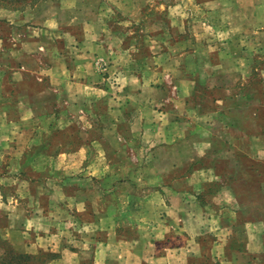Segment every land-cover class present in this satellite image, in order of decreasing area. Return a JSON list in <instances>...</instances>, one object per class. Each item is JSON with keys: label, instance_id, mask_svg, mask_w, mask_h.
<instances>
[{"label": "crops", "instance_id": "1", "mask_svg": "<svg viewBox=\"0 0 264 264\" xmlns=\"http://www.w3.org/2000/svg\"><path fill=\"white\" fill-rule=\"evenodd\" d=\"M240 2L239 21L214 31L222 33L221 45L216 46L213 33V47H191L184 53L166 47L154 55H159L155 60L160 72L153 81L152 50L143 45L142 52L136 51L134 38L119 30L124 23L106 10L125 12L136 6L135 0H0V235L27 254H56L48 264H83L81 252L63 243L78 233L84 248L92 247L90 264H264V218L242 219L243 209L232 203L237 197H231V182L198 179L193 168L185 179H136L132 189L120 192L119 179L81 173L98 168L93 155H106L104 137L127 141L138 123L143 125L137 135L171 140L157 145L163 153L160 167L177 172L206 154H200L197 141L184 143L200 134L205 127L200 121L210 120L206 128L220 144L217 155L230 151V133L247 131L235 126L236 119L261 120L257 112L232 111L229 90L244 86L247 73L264 71L258 62L264 59V1ZM213 17L211 13L212 32ZM204 72L208 82L211 78L227 91L222 99H211L214 110L198 112L189 107L188 97L199 86L197 79L206 80ZM203 113L207 115L201 119ZM152 120H163L159 133L152 131ZM71 128L80 144L77 149L70 139L56 147L57 133ZM254 140V147L246 140L241 149L247 156L264 150L257 145L263 142ZM117 148L112 144L110 151ZM153 148L145 145L143 150ZM188 148L194 155L185 154ZM41 151L49 153L46 158ZM43 166L51 170L48 181L55 179L56 170L69 174L70 180L63 186L58 181L52 194L57 203L69 199L91 209L92 231L85 229L80 213L38 202ZM152 166L159 164L153 159L147 168ZM25 167L31 169L26 177ZM77 169L79 179H72ZM212 181L218 185L217 196L205 203L198 189ZM100 200L110 205L101 203L100 209ZM171 238L182 242L174 244Z\"/></svg>", "mask_w": 264, "mask_h": 264}, {"label": "rangeland", "instance_id": "2", "mask_svg": "<svg viewBox=\"0 0 264 264\" xmlns=\"http://www.w3.org/2000/svg\"><path fill=\"white\" fill-rule=\"evenodd\" d=\"M240 1L246 2L247 0H135L134 5L136 6L133 9L130 8V10H128L129 8L126 9L125 12L119 9L115 11L111 8L106 10L113 16L114 21L124 23L122 24L123 26H120L119 30L123 33H128L129 39L131 37L134 38L136 51H139L140 49V52H142L143 45L152 50L151 63L153 68L155 65V68L152 70L154 75L153 81H155V79L157 80V75L160 72L157 71V69H159L157 67L159 66L156 65L157 60H155V58H158L159 55L154 58L156 53L161 51L163 52L166 47L170 46L175 51L178 49V51L183 53L190 51L191 47H199L201 49L207 46L213 47L215 46L213 45L214 36L217 37L215 40L216 46L217 44L218 46L221 45L222 33L218 34L214 31H223L225 25H235L237 21H239L241 18L239 4H243ZM249 1L258 2L259 0H248V2ZM208 7H212L213 9ZM211 13L214 16L213 19L216 23L213 32L212 30H209L212 27L211 21H209V15ZM213 33H215L214 36ZM180 37L182 38L179 39ZM258 62H260V66H262L261 63L264 66L263 58L258 59ZM202 76L206 77L207 73L204 72ZM247 76L249 80L244 86L235 88L234 90H229L233 101L232 111L234 110L238 114L240 108H242V111H245V113L251 111L254 113L257 112L259 114L258 117L261 118L262 116V118L261 120L250 119L247 121L246 119L239 120V118H235V124H238L235 126H239L241 124L242 127L246 128L244 130L247 131H243L244 134H242L239 130H236V134L230 133V135H228L229 139L232 141L230 151L224 153L218 152L217 155H213L215 154V150L221 149L220 144L214 143L215 138L210 136V133L206 128V123H209L210 120L200 121L202 126L205 125V127L200 128V134H194V136L190 135L187 141L186 138L184 139V143L187 145L188 142L195 140V142H197L194 144L200 147V154L204 155V152H206V154L203 157L200 156L201 158L194 160L193 166H185L175 172L176 170L174 171L173 169L171 170L169 168L160 167L161 163L163 165V160H159V158L163 155V153H161L162 149H160L161 151L159 152V146H157L159 143L166 145L171 142V140L168 139L169 141H167V139H165L166 137L154 136V134L153 138H150L149 135L146 137H143L141 134L140 136L137 135V133L140 132L139 127H142L143 125L138 123V125L135 124L136 133L133 135L130 133V136L127 137V141L121 137H113L112 140L109 136L107 138L104 137L107 143H104V145L100 144L105 147L108 146L109 150H105L106 155L104 154L105 156L103 158L97 159V156L93 155V161H96L94 165H98V168L93 169V166H91L92 168H86L81 173H85L88 177H91L90 175L96 173L97 175H102V179L106 181L119 179V191L121 192L132 189L136 179L170 180L181 177V175L185 179L187 176H190L193 168H196L198 169V179H218L217 181L219 182H231L232 189H230V192L231 194H234L231 197L235 195L237 197V202L234 201L232 203L243 209V215L241 214L242 219L264 218V150L258 154L248 153L250 156H247L241 151L242 147H245L246 145V140L249 142V147H254V143H252V141H255V137L264 144V71L249 72V74L247 73ZM207 79L208 77H206L205 81H199L197 79L196 82L199 86H197L194 93L188 97V102L191 104L189 107H194V110L198 112L202 109L206 111L214 110L215 105H212L213 102L211 99L215 97L222 99L223 93L227 91V89H224L223 87L217 88V85L214 83L215 81L213 82L211 78H209V82ZM149 97H151V93L149 94ZM235 98L240 101H237ZM235 102L237 104H235ZM206 115L207 113L201 114V119L206 117ZM150 123H153L154 125V127L152 125L153 132V128L158 129L156 132L159 133V127L161 125L163 127V120L161 122L154 120ZM159 123H161L160 126ZM185 124L187 123L185 122ZM75 132L74 128H71L70 132H67L68 134L66 132H58L57 134H59V136L56 135L55 137L56 147L66 146L68 144L67 140L70 139V143L75 149H77L80 144L76 139ZM256 133H258L257 136L255 135ZM112 144L114 147L115 145L118 147L117 150L115 149V152L110 151ZM128 144L131 146L134 145L136 150L128 151ZM145 145L150 147L153 146L155 148L149 152L146 150L147 148L143 150ZM257 145L264 147L260 143ZM188 149L189 151L185 152V154L194 155V153L191 154V149ZM55 153L56 151L54 154ZM48 154L49 153H46V151H41L40 156H42L43 159L46 158ZM217 156L219 158H217ZM79 157H83V154L82 156L75 158L76 165H78L81 161V158ZM153 159L157 161L159 167L153 168L152 166V168H147V165L150 161L153 162ZM111 160L113 162H111ZM126 160H128V162ZM43 161L45 162V160ZM22 170L25 177L28 172H31V169L26 167L22 168ZM153 170H155V172ZM49 171L51 172V170H49L46 166H43L40 169L39 178L41 181V198L38 202L43 206H47V203L50 201L53 202V205L57 208V210L62 208V211L72 210L75 214L80 213V217L84 221V225H86L85 229L92 231L93 228H95V225L94 222L91 221V209L88 207L81 208L79 203L75 204L72 201H68L69 199L65 201V204L57 203L58 201H56L57 199L54 197L55 195L52 194L54 188H59L58 181H61L63 186L64 181L70 180L67 179L69 174H64L63 169L58 171L56 170L55 179L53 178L48 181L47 176ZM79 171L80 169L75 170L74 175L76 176L73 175L72 179H79ZM65 175L66 178H64ZM125 179L129 180L128 183H125ZM53 180H56L55 184ZM214 183L215 182L213 181L202 183L201 187L198 189L201 193L200 197H202V200L205 201V203H212L216 199L215 196H217L218 185L216 184L215 186ZM121 184H123V188ZM153 186L155 185L153 184ZM153 186L151 187L152 190L155 188ZM145 188H147L146 191L150 190L149 187ZM71 189L74 190L73 185L71 186ZM122 201H120V204ZM101 203L104 205H110L109 201L100 200L98 205V208L100 207V209H102ZM83 236L86 237L85 233ZM87 236L89 238V235ZM68 238L65 237L63 243L72 246L77 254H80L81 252L84 257L83 264H90L94 256L93 251L90 250L92 249L91 245L88 244V247L84 248L80 233L77 235L69 234ZM172 241L177 245L182 242L181 238L172 239ZM12 243L17 248H21L19 244H16L17 242L12 241ZM43 252L45 253L44 258H48L50 262L55 261L58 257L54 254V258H51L50 255L52 254L50 252ZM262 260L264 261V253Z\"/></svg>", "mask_w": 264, "mask_h": 264}, {"label": "trees", "instance_id": "3", "mask_svg": "<svg viewBox=\"0 0 264 264\" xmlns=\"http://www.w3.org/2000/svg\"><path fill=\"white\" fill-rule=\"evenodd\" d=\"M44 255L42 251L37 255L27 254L17 248L9 238L0 235V264H47L50 261ZM50 256L54 258L55 255Z\"/></svg>", "mask_w": 264, "mask_h": 264}]
</instances>
